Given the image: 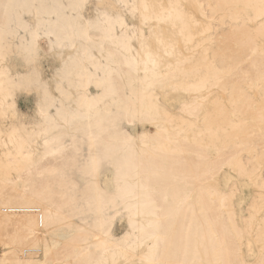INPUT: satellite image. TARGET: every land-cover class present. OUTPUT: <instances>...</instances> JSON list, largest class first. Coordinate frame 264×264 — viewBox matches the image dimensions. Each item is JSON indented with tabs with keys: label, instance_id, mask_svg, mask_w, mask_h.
Segmentation results:
<instances>
[{
	"label": "bare ground",
	"instance_id": "1",
	"mask_svg": "<svg viewBox=\"0 0 264 264\" xmlns=\"http://www.w3.org/2000/svg\"><path fill=\"white\" fill-rule=\"evenodd\" d=\"M0 246L264 264V0H0Z\"/></svg>",
	"mask_w": 264,
	"mask_h": 264
},
{
	"label": "rangeland",
	"instance_id": "2",
	"mask_svg": "<svg viewBox=\"0 0 264 264\" xmlns=\"http://www.w3.org/2000/svg\"><path fill=\"white\" fill-rule=\"evenodd\" d=\"M90 16H92V14H89ZM201 18V17H199ZM203 20V19H201ZM131 22L130 23H133L134 21L133 20H130ZM138 27H140L143 31V33L145 34V36L148 38V44H150L151 48L153 49H156L157 47V43L156 41H154L152 38V36L154 35V30L155 31H159L161 30L162 32H164L165 34H168L169 31L171 30V27L166 25V24H158L157 22H154L152 24H149V25H143L141 23H139L138 21H135L134 22ZM49 60V61H48ZM51 60V61H50ZM53 59L52 58H47V60L45 61L44 63V68H43V71H44V74L46 76H50L51 75V72L55 66V63H53ZM25 99V100H24ZM33 99V100H32ZM34 101V98L32 97H29V99L27 98H23V97H18L17 98V105H18V109L22 112V113H30L32 112V108H33V102ZM30 111V112H29ZM171 114H174V115H179V111H170ZM150 132H155L156 129L153 128V127H149L148 128ZM140 129L137 127L135 130H133V132H139ZM210 183L212 184H216L218 182H213V181H210ZM217 186H220L219 183L217 184ZM244 207H246L245 210H248L247 207H248V204H246ZM127 231V223H126V220H121L119 222H117V224L115 225V230H114V235H115V238H120L122 237ZM0 260L2 258V254H3V248L0 246Z\"/></svg>",
	"mask_w": 264,
	"mask_h": 264
}]
</instances>
